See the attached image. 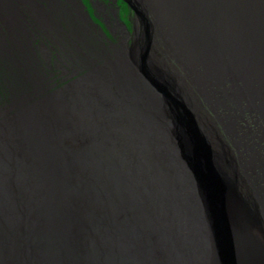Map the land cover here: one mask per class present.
<instances>
[{
	"label": "bare ground",
	"instance_id": "6f19581e",
	"mask_svg": "<svg viewBox=\"0 0 264 264\" xmlns=\"http://www.w3.org/2000/svg\"><path fill=\"white\" fill-rule=\"evenodd\" d=\"M109 1L97 24L82 0H0V264H220L168 102ZM142 6L148 57L262 224L229 204L235 264H264V0Z\"/></svg>",
	"mask_w": 264,
	"mask_h": 264
},
{
	"label": "water",
	"instance_id": "95a60500",
	"mask_svg": "<svg viewBox=\"0 0 264 264\" xmlns=\"http://www.w3.org/2000/svg\"><path fill=\"white\" fill-rule=\"evenodd\" d=\"M122 1L130 8L139 23L143 24L145 12L142 5L138 3V0ZM145 30L146 43L144 44H147V47L150 48L149 46L152 39L151 32L149 36L147 28H145ZM143 49L144 48H142V50ZM139 58L137 67L140 72L144 75L151 87L158 90L160 95L163 96V99L168 102V110L175 123L174 131L178 142L177 147L181 154L182 161L186 163L187 169L193 175L194 182L198 186L197 189L200 197L203 198L205 215L208 216L210 226L212 227V234L214 236L213 238L218 257L220 258V264H235L232 235L230 225H228L229 214L227 208L231 203L237 208L240 207L244 213L243 219L245 221L250 219V224L257 228L254 215L252 211L246 208L244 203H242L241 195L236 189V184L233 182L234 180L228 178L226 171H221L215 166L214 154L211 146L204 138L201 131L198 130L199 128L192 112L193 118L192 116L190 118L189 115L184 112L186 111L184 106H186V108H188V106L178 95V98L183 102V105L181 104L182 106L177 103V99H171L167 90L149 73L148 69L145 67L146 52H141ZM170 105L173 106L175 110H172ZM180 107L184 111H180ZM179 111L182 113H179ZM175 113H177V115H175ZM226 155L229 156L228 153H226ZM226 155L224 154V156ZM260 225L262 224L260 223Z\"/></svg>",
	"mask_w": 264,
	"mask_h": 264
},
{
	"label": "rangeland",
	"instance_id": "374dc122",
	"mask_svg": "<svg viewBox=\"0 0 264 264\" xmlns=\"http://www.w3.org/2000/svg\"><path fill=\"white\" fill-rule=\"evenodd\" d=\"M87 1L88 0H82V3L84 5V7H85V8H82V9H83V11L86 10L87 13L89 12L88 14H89V16H91L92 21L95 22V23H97V24H100L99 21L102 22V20L105 21V22H107L108 21L107 20V16H105L104 12H101V11L100 12L99 11L97 12V10L95 9V5H97V4H95V2L96 1H99L100 3H103L104 4V3H107V2H110V1L109 0H89L88 2L90 3V5L88 4ZM141 2L143 4L144 3V0L141 1ZM138 3L141 4L139 2V0H138ZM110 4H112V3H110ZM110 4L108 6H110L111 8H113V6L110 5ZM113 5H114V8L113 9L114 10L116 9V16H117V20H116L117 23L116 24H118L120 26L119 30H121V31L124 30V29H122V26L124 24L126 26V28H127V31L128 32L130 31L129 33H132L134 31V36H133L134 39H133V41H131V39H130L132 37H129V40L130 41L128 40L129 42L132 43V45H131L130 48H131V51H132V58H134V62H136V64L139 62V59H140L139 58V56H140L139 53L146 52L145 67L148 69L149 73L153 77H155L157 79L158 83H160L161 86H163L167 90V92H168L169 96L171 97V99H173V100L174 99L175 100L177 99V103L180 106H182L183 105V102L177 96V89L173 87L174 84L171 83V80L168 78V76L171 75L170 72L167 69L166 70L160 69V67L158 66V64L156 65L155 62L152 63V61L148 57L149 48L147 47V44H144V43H146V38H145L146 37L145 36L146 30H145V28H147V31L149 33V36H150V32H151V28H150V25H149L150 23H149L148 15H146L144 13V16H145L144 17V22H143V24L142 23L140 24L139 21L136 19L135 15H133V12L130 10V8H128V6L122 0H115V3ZM101 27H102V25H101ZM104 31H105V29H104ZM142 48H144V49L142 50ZM139 50H140V52H139ZM156 91L158 92V90H156ZM158 93L160 95V92H158ZM184 107H185L184 109H186V111H184L183 109H181V107H180V109H181L180 111L186 112L189 115V117L191 118V116H192L191 109H189V107L186 108V106H184ZM171 109L172 110H175V109H173V106H171ZM180 111H179V113H182ZM175 115H177V113H175ZM192 118H193V116H192ZM202 134L204 135V133H202ZM220 138L222 139V137H220ZM222 140H224V139H222ZM224 142L228 146L229 150H231L230 147H229V145H228V143L226 142V140H224ZM218 146H219V150L222 151V154L228 153V151H224L225 150L224 147H226V146L223 145V149L224 150L221 149V147H220L219 144H218ZM231 154L232 155L235 154L233 150H231ZM226 156H224L225 159L227 158V160L229 161V159H228L229 156H227V157ZM239 180L241 181L240 178H239ZM256 224H257V228L256 229L259 232L260 229L262 228V225H260L259 222H256Z\"/></svg>",
	"mask_w": 264,
	"mask_h": 264
},
{
	"label": "flooded vegetation",
	"instance_id": "af4514ba",
	"mask_svg": "<svg viewBox=\"0 0 264 264\" xmlns=\"http://www.w3.org/2000/svg\"><path fill=\"white\" fill-rule=\"evenodd\" d=\"M89 1V0H88ZM82 3V2H81ZM89 5H90V3H89Z\"/></svg>",
	"mask_w": 264,
	"mask_h": 264
}]
</instances>
